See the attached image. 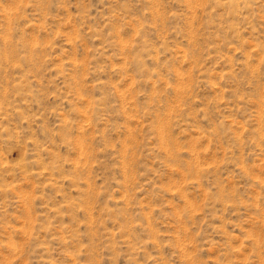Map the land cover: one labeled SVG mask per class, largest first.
Masks as SVG:
<instances>
[{"label":"rangeland","instance_id":"374dc122","mask_svg":"<svg viewBox=\"0 0 264 264\" xmlns=\"http://www.w3.org/2000/svg\"><path fill=\"white\" fill-rule=\"evenodd\" d=\"M0 264H264V0H0Z\"/></svg>","mask_w":264,"mask_h":264}]
</instances>
